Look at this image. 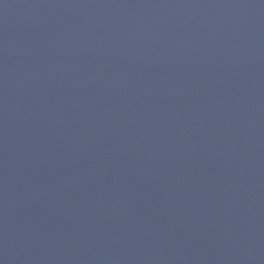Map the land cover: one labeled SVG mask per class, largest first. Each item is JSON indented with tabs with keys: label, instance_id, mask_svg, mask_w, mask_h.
<instances>
[{
	"label": "water",
	"instance_id": "95a60500",
	"mask_svg": "<svg viewBox=\"0 0 264 264\" xmlns=\"http://www.w3.org/2000/svg\"><path fill=\"white\" fill-rule=\"evenodd\" d=\"M0 264H264V0H0Z\"/></svg>",
	"mask_w": 264,
	"mask_h": 264
}]
</instances>
